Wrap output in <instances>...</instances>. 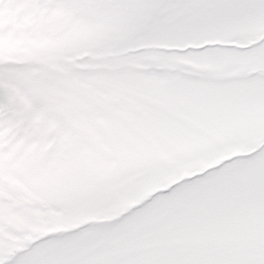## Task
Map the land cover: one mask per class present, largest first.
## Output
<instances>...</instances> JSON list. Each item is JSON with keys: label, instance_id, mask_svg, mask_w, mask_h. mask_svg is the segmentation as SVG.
<instances>
[{"label": "snow or ice", "instance_id": "1", "mask_svg": "<svg viewBox=\"0 0 264 264\" xmlns=\"http://www.w3.org/2000/svg\"><path fill=\"white\" fill-rule=\"evenodd\" d=\"M0 264H264V0H0Z\"/></svg>", "mask_w": 264, "mask_h": 264}]
</instances>
